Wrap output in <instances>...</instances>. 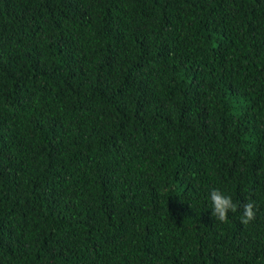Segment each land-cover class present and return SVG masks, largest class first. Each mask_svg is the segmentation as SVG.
Instances as JSON below:
<instances>
[{
	"label": "trees",
	"instance_id": "1",
	"mask_svg": "<svg viewBox=\"0 0 264 264\" xmlns=\"http://www.w3.org/2000/svg\"><path fill=\"white\" fill-rule=\"evenodd\" d=\"M262 169L264 0H0V264H264Z\"/></svg>",
	"mask_w": 264,
	"mask_h": 264
},
{
	"label": "clouds",
	"instance_id": "2",
	"mask_svg": "<svg viewBox=\"0 0 264 264\" xmlns=\"http://www.w3.org/2000/svg\"><path fill=\"white\" fill-rule=\"evenodd\" d=\"M261 171H264L262 169ZM210 200L212 204V216L220 222L226 223L228 221V215L231 211L235 213L237 211V204L233 202L230 195H226L220 189H212L210 192ZM257 204L252 199H248L247 203L243 204V211L240 217L243 225H248L256 219Z\"/></svg>",
	"mask_w": 264,
	"mask_h": 264
}]
</instances>
